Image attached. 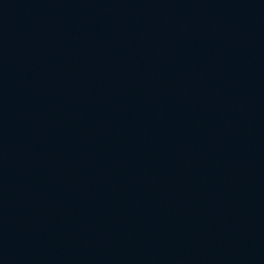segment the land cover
I'll use <instances>...</instances> for the list:
<instances>
[{
  "label": "water",
  "instance_id": "water-1",
  "mask_svg": "<svg viewBox=\"0 0 264 264\" xmlns=\"http://www.w3.org/2000/svg\"><path fill=\"white\" fill-rule=\"evenodd\" d=\"M0 264H264V0H0Z\"/></svg>",
  "mask_w": 264,
  "mask_h": 264
}]
</instances>
